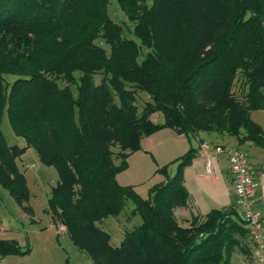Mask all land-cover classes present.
Instances as JSON below:
<instances>
[{"label": "trees", "instance_id": "obj_1", "mask_svg": "<svg viewBox=\"0 0 264 264\" xmlns=\"http://www.w3.org/2000/svg\"><path fill=\"white\" fill-rule=\"evenodd\" d=\"M108 1L0 0V121L25 142L7 144L0 129V187L29 212L16 160L31 147L57 172L44 212L92 264H228L235 248L252 259L233 205L177 223L193 147L173 159L171 176L156 170L164 180L146 198L115 175L162 128L264 148L250 116L264 107V0H115L134 38L108 15ZM138 92L148 96L140 109ZM127 199L140 222L111 245L101 223ZM26 251L0 239V256Z\"/></svg>", "mask_w": 264, "mask_h": 264}, {"label": "rangeland", "instance_id": "obj_2", "mask_svg": "<svg viewBox=\"0 0 264 264\" xmlns=\"http://www.w3.org/2000/svg\"><path fill=\"white\" fill-rule=\"evenodd\" d=\"M107 12L112 20L122 24L125 35L133 37L128 31L131 22L126 19L115 0L108 1ZM97 42L102 43L100 39ZM146 99L148 96L145 93H137L135 103L138 109ZM250 112L251 118L264 126V107ZM150 117L161 120L159 112L152 113ZM0 129L7 144L18 147L25 145L24 140L11 131L4 115L0 121ZM174 134L172 129L162 128L144 136L140 140L139 149L126 157V167L115 175L117 183L131 185L140 197L146 198L148 188L164 180L163 173L156 170L165 165L166 174L171 176L175 167L173 159L182 155L189 147L196 146L192 135L173 137ZM16 162L24 175L29 194L26 203L29 212L17 205L7 191L0 187V239L12 240L20 250L27 251L23 254L0 256V264H64L65 261L69 264H92L83 252L72 245L63 226L51 221L44 212L50 187L58 178L54 167L39 162L31 147H26ZM132 208L133 203L127 199L117 216H109L102 221L101 226L109 234L111 245H117L123 231L140 222L138 214L130 213ZM174 209L175 212L182 210L180 207ZM176 221L181 226L188 224L178 217ZM258 260L260 259L256 255L247 260L235 248L228 258V264H264V257L261 262Z\"/></svg>", "mask_w": 264, "mask_h": 264}, {"label": "crops", "instance_id": "obj_3", "mask_svg": "<svg viewBox=\"0 0 264 264\" xmlns=\"http://www.w3.org/2000/svg\"><path fill=\"white\" fill-rule=\"evenodd\" d=\"M251 113V112H250ZM258 122V121H256ZM264 132V126L258 122ZM182 134H174L173 137ZM143 138V137H142ZM141 138V139H142ZM196 146L195 155L190 164L183 169L182 181L187 191V202L182 210L173 214L175 218L188 223L191 215H202L211 209H225L233 205V195L230 191L229 172L226 158L223 152L215 153L214 148L222 150L228 148H241L247 153L249 165L254 170L256 186L253 192V207L264 219V148L254 146L248 142L237 144L232 136L225 134L199 132L193 135ZM206 143V149L200 148V144ZM210 155L212 173L204 171V157ZM187 225V224H186ZM252 257H255V249L252 246ZM262 258L258 260L261 262Z\"/></svg>", "mask_w": 264, "mask_h": 264}, {"label": "built area", "instance_id": "obj_4", "mask_svg": "<svg viewBox=\"0 0 264 264\" xmlns=\"http://www.w3.org/2000/svg\"><path fill=\"white\" fill-rule=\"evenodd\" d=\"M206 143L200 144V148L206 149ZM215 153L223 152L229 172L230 191L233 195V208L238 218L243 222L250 242L255 249L257 259L264 254V219L253 207V192L256 186L254 170L249 165L247 153L241 148H228L222 150L214 148ZM204 171L212 173L210 155L204 157Z\"/></svg>", "mask_w": 264, "mask_h": 264}]
</instances>
